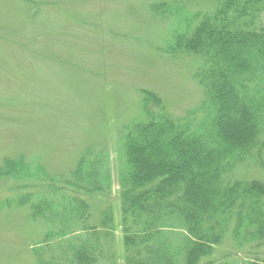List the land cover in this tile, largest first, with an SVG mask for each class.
Segmentation results:
<instances>
[{
    "label": "trees",
    "instance_id": "trees-1",
    "mask_svg": "<svg viewBox=\"0 0 264 264\" xmlns=\"http://www.w3.org/2000/svg\"><path fill=\"white\" fill-rule=\"evenodd\" d=\"M207 1L191 16L181 0L150 4L159 20L174 22L165 52L201 60L194 79L205 112L196 125L175 119L157 110L156 92L140 90V116L122 132L118 210L106 205L94 222L88 199L112 193L106 146L83 148L67 177L22 154L2 161L0 178L18 187L36 182L1 206H29L47 225L33 248L37 264H264L259 256L207 259L228 234L238 249L264 245V182L226 177L264 150V0ZM118 226L122 257L114 248ZM56 239L61 255L45 260L42 244Z\"/></svg>",
    "mask_w": 264,
    "mask_h": 264
},
{
    "label": "rangeland",
    "instance_id": "rangeland-1",
    "mask_svg": "<svg viewBox=\"0 0 264 264\" xmlns=\"http://www.w3.org/2000/svg\"><path fill=\"white\" fill-rule=\"evenodd\" d=\"M154 1L175 0H0V165L22 154L67 177L83 148L106 146L114 184L110 195L88 198L94 222L104 206L118 210L122 132L140 116L141 89L156 92L163 105L157 110L175 119L196 125L205 112L198 109L204 90L194 79L201 60L165 52L168 25L173 28L174 22L152 14ZM181 1L189 16L212 5ZM226 177L264 182V150L260 158L239 162ZM34 182L18 187L13 179L0 178V264H37L33 248L47 225L33 219L29 206H1ZM121 237L118 226L114 248L119 257ZM59 242L42 244L45 260L61 255ZM249 249H238L228 234L207 259H264V245Z\"/></svg>",
    "mask_w": 264,
    "mask_h": 264
}]
</instances>
